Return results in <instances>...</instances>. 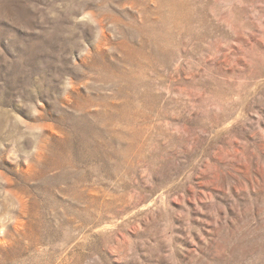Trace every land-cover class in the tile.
Returning <instances> with one entry per match:
<instances>
[{
    "label": "rangeland",
    "instance_id": "rangeland-1",
    "mask_svg": "<svg viewBox=\"0 0 264 264\" xmlns=\"http://www.w3.org/2000/svg\"><path fill=\"white\" fill-rule=\"evenodd\" d=\"M65 263L264 264V0H0V264Z\"/></svg>",
    "mask_w": 264,
    "mask_h": 264
},
{
    "label": "bare ground",
    "instance_id": "bare-ground-1",
    "mask_svg": "<svg viewBox=\"0 0 264 264\" xmlns=\"http://www.w3.org/2000/svg\"><path fill=\"white\" fill-rule=\"evenodd\" d=\"M168 1H170V0H158V2H159V8L161 9H163L165 6H166V4L168 3ZM172 2H174V0H171ZM171 6L172 5H169L168 6V11H170L171 12ZM66 264V263H65Z\"/></svg>",
    "mask_w": 264,
    "mask_h": 264
}]
</instances>
